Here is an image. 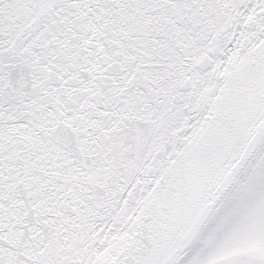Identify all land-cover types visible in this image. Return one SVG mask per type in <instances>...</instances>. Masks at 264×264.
Returning <instances> with one entry per match:
<instances>
[{
    "label": "snow or ice",
    "instance_id": "obj_1",
    "mask_svg": "<svg viewBox=\"0 0 264 264\" xmlns=\"http://www.w3.org/2000/svg\"><path fill=\"white\" fill-rule=\"evenodd\" d=\"M0 264H264V0H0Z\"/></svg>",
    "mask_w": 264,
    "mask_h": 264
}]
</instances>
